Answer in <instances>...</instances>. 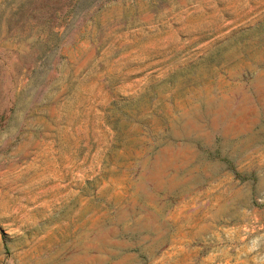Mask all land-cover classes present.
Listing matches in <instances>:
<instances>
[{"label": "rangeland", "instance_id": "obj_1", "mask_svg": "<svg viewBox=\"0 0 264 264\" xmlns=\"http://www.w3.org/2000/svg\"><path fill=\"white\" fill-rule=\"evenodd\" d=\"M0 264H264V0H0Z\"/></svg>", "mask_w": 264, "mask_h": 264}]
</instances>
